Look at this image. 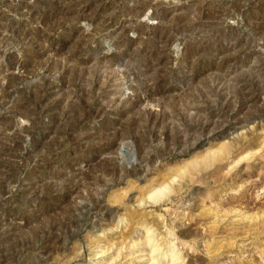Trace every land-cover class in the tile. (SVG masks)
Returning <instances> with one entry per match:
<instances>
[{
  "label": "rangeland",
  "instance_id": "rangeland-1",
  "mask_svg": "<svg viewBox=\"0 0 264 264\" xmlns=\"http://www.w3.org/2000/svg\"><path fill=\"white\" fill-rule=\"evenodd\" d=\"M0 264H264V0H0Z\"/></svg>",
  "mask_w": 264,
  "mask_h": 264
},
{
  "label": "bare ground",
  "instance_id": "bare-ground-1",
  "mask_svg": "<svg viewBox=\"0 0 264 264\" xmlns=\"http://www.w3.org/2000/svg\"><path fill=\"white\" fill-rule=\"evenodd\" d=\"M168 187V186H167ZM167 187L159 188L156 191L153 192L151 197L153 198H159V196L167 191Z\"/></svg>",
  "mask_w": 264,
  "mask_h": 264
}]
</instances>
